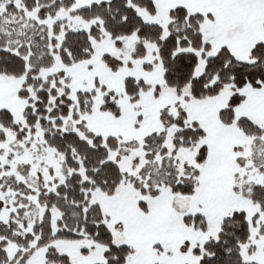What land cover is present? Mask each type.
<instances>
[{
	"label": "snow or ice",
	"instance_id": "6c2138e0",
	"mask_svg": "<svg viewBox=\"0 0 264 264\" xmlns=\"http://www.w3.org/2000/svg\"><path fill=\"white\" fill-rule=\"evenodd\" d=\"M0 264H264V0H0Z\"/></svg>",
	"mask_w": 264,
	"mask_h": 264
}]
</instances>
